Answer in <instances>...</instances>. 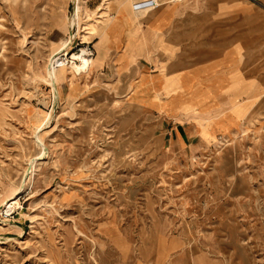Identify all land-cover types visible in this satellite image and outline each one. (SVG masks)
Returning <instances> with one entry per match:
<instances>
[{
  "label": "rangeland",
  "instance_id": "rangeland-1",
  "mask_svg": "<svg viewBox=\"0 0 264 264\" xmlns=\"http://www.w3.org/2000/svg\"><path fill=\"white\" fill-rule=\"evenodd\" d=\"M111 1L0 0V208L19 203L0 264H264V0H194L175 64L192 81L153 101L113 56L100 69L131 15ZM101 20L118 21L104 38ZM82 49L94 65L72 76Z\"/></svg>",
  "mask_w": 264,
  "mask_h": 264
},
{
  "label": "crops",
  "instance_id": "crops-1",
  "mask_svg": "<svg viewBox=\"0 0 264 264\" xmlns=\"http://www.w3.org/2000/svg\"><path fill=\"white\" fill-rule=\"evenodd\" d=\"M194 6V0H186L185 4L166 0L156 10L142 14H135L131 6V15L126 17L124 26L120 28L116 38L111 37L104 44L105 55L100 62V69L113 56L118 66H128L130 70L136 71L141 100L153 101L159 96L162 99L178 97L181 82L184 79L192 81L189 73L185 74L175 69V64L181 58V51L191 49L189 43L183 47V36L188 40L191 35L196 34L199 18L206 17L205 13L198 16ZM103 10L107 15L104 6ZM115 10L114 6L111 13H108L111 18ZM223 61L225 60H218L213 65H221ZM152 64L157 65L156 74L150 75L140 68V65L143 67ZM247 94L249 91L242 97L246 98ZM140 104L154 110L149 103Z\"/></svg>",
  "mask_w": 264,
  "mask_h": 264
},
{
  "label": "bare ground",
  "instance_id": "bare-ground-1",
  "mask_svg": "<svg viewBox=\"0 0 264 264\" xmlns=\"http://www.w3.org/2000/svg\"><path fill=\"white\" fill-rule=\"evenodd\" d=\"M108 1V0H107ZM115 2V0H112L111 3L109 2V4H113ZM81 7L77 6V10L76 13H74V18L72 20V25L74 26L75 24V20H79V12H80ZM74 11V10H73ZM87 17H90L89 14L87 15ZM117 20L114 21H107V20H101L100 22L97 21V29H98V34H102L103 38L107 36V33H109L112 29V26H115L114 24L117 23ZM114 23V24H113ZM92 26V25H90ZM94 29V28H93ZM110 30V31H109ZM77 33V32H75ZM86 34H88L89 36H91L93 33L91 31H87ZM74 36L72 35V38ZM71 38V37H70ZM72 38L70 40H72ZM71 41L66 42L65 44L59 46L54 52H53V58L50 59V66L48 69V77L50 79V84L53 88V90H56L58 87V77H57V69L61 68L63 66V62L59 61V59H56V56L61 55V53H63L64 55H67V47L69 46L68 44ZM71 45V44H70ZM71 48V47H70ZM92 56V54L88 53V51L86 49H82L80 51V54H74L72 56V60H76L77 62H72L70 65V73L72 74V76L78 74H88L90 69L93 67L94 63L92 58L90 57ZM69 70V69H68ZM43 148V156L46 154L45 153V148L44 146H42ZM42 158V157H40ZM39 158V159H40ZM38 160L34 159L31 160L29 165L33 166L34 162H36ZM24 183L21 184L20 186V190L23 188ZM19 203L16 200V196L12 197L11 199H9L8 201H6L5 203H3V205H1L0 208V215L2 214V211L4 210L5 213L7 215H9L11 212H14V208L18 207Z\"/></svg>",
  "mask_w": 264,
  "mask_h": 264
},
{
  "label": "built area",
  "instance_id": "built-area-1",
  "mask_svg": "<svg viewBox=\"0 0 264 264\" xmlns=\"http://www.w3.org/2000/svg\"><path fill=\"white\" fill-rule=\"evenodd\" d=\"M130 1H131L133 12L135 14H142L145 12L156 10L166 0H130ZM169 1L174 2L176 0H169ZM74 38L75 36L72 39ZM88 53L92 54L91 52H88ZM65 56L67 55L61 54L59 56H56V59H59V61H62L64 64H66L65 63L66 59L64 58Z\"/></svg>",
  "mask_w": 264,
  "mask_h": 264
}]
</instances>
